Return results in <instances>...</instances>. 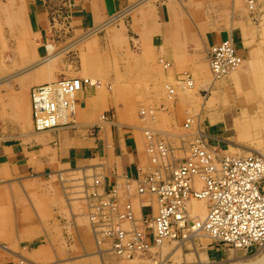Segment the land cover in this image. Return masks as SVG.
Returning <instances> with one entry per match:
<instances>
[{
	"label": "crops",
	"instance_id": "1",
	"mask_svg": "<svg viewBox=\"0 0 264 264\" xmlns=\"http://www.w3.org/2000/svg\"><path fill=\"white\" fill-rule=\"evenodd\" d=\"M70 1L73 6L71 26L74 35L94 30L106 20H112L110 24L99 31L94 42L100 43L102 49L108 48L111 51L120 52V55L117 56L123 58L122 65L127 74L132 72L147 76L148 83L144 87L147 95L140 100L141 102L137 101L138 104L167 105L163 95L165 82L176 78L182 70L194 71L198 63L204 61L209 47L218 43L219 40L231 36L234 43L236 42L234 45L238 55L248 56V47L244 45L240 27L229 28L224 22L225 20L217 15L215 18L212 14L213 11L225 9L228 6V0ZM15 2L14 9L11 7L8 9L5 0H0V27L4 29L9 25L6 21L10 18L12 11L18 18V22H15L17 27L13 32L8 33L6 29L0 32V102L3 103H0V192L7 191L6 194H8L9 191H12L16 203L30 200L36 215L35 219L32 217L28 226L31 228L41 227L39 232L36 230L32 233L35 239L33 244L36 245V248L44 246L43 248L48 252L47 255L51 253L52 257L58 260L50 264H69L68 261L72 258L70 253L72 249L80 250L83 254L82 257L99 255V252L95 251V242L85 218L65 202L63 192L60 191V184L52 174L56 175L58 172L68 174L73 169L83 172L95 169V173H101L104 176L103 187L105 190L119 188L120 209L124 210V205L132 201L131 195L136 194L137 191L135 187L127 188L124 182L119 181L123 176L138 178L144 166H147L149 159L145 153L140 133L138 134L135 128L129 124L126 125L131 120L123 119L124 115L119 113L123 106L122 103L117 102L112 94L97 93V90H92L93 92H88V94L82 93L79 96L80 112L77 120L97 121L92 125L93 127L79 126L74 129H63L55 135L47 132L36 135L37 132L34 130L31 117L30 91L33 86L45 83L46 80L42 79L44 76L39 77L40 74H37V70L25 75H21V71L27 64L43 56L42 45L49 40L51 35L49 32L50 13L46 0H15ZM211 10L212 12H209ZM201 12H205L204 16L198 18ZM21 20L24 21V28H22ZM197 43L200 47L197 46ZM20 44H25L32 52L23 54ZM62 61V65H58L59 71L66 67L64 64L68 63L66 60ZM166 63H168L167 67ZM59 71L55 72L57 76L60 74ZM179 103H173L172 109L166 110H169L167 113L169 118L166 116L168 119L182 122L181 116L187 114L188 111L185 105ZM179 107L184 112H178ZM85 112L87 116L84 115ZM226 112L227 110L220 112V107H217L209 114L208 109L205 114V123L209 124L210 122L212 125L222 121L226 126L232 127L235 116L228 117ZM100 120L102 123H99ZM103 122L105 123L103 124ZM208 135H210L208 140L211 138L213 143L221 144L225 141L218 130ZM1 136L4 137L3 140ZM55 170L58 172L56 173ZM39 177L41 178L39 179ZM50 183V187L46 186ZM60 192L61 194H59ZM146 197L143 195L141 200ZM34 199H37L36 206L33 205ZM1 201L2 199H0ZM43 202L47 206H44L45 209L41 212L37 211L35 207L37 208ZM49 206L50 208H48ZM139 210L145 214L150 212V207L141 206ZM18 212L13 213V217L19 218ZM67 215L70 216L67 217ZM37 233L44 236L37 237Z\"/></svg>",
	"mask_w": 264,
	"mask_h": 264
},
{
	"label": "bare ground",
	"instance_id": "2",
	"mask_svg": "<svg viewBox=\"0 0 264 264\" xmlns=\"http://www.w3.org/2000/svg\"><path fill=\"white\" fill-rule=\"evenodd\" d=\"M46 1L48 2V7H49L48 12L50 13L49 15H50V23L51 24H50L49 32L51 35L49 37V40L46 43H44V45H42V46H45L47 53L43 54V56L40 57L39 59H36L33 62H30L29 64H27L25 67L22 68V71H21L22 72L21 75H25V74H29L30 72H32L34 70H37V72H38L37 74L38 75L40 74L39 77L44 76L42 79L46 80L45 83L33 86L31 88V91H30V102H31V109H32V116L31 117L33 118L34 130H35V132H37L36 135H38L39 133H46V132L55 135L58 131H61L63 129H68V128L74 129V127H79V126H89L90 127L94 123H97V121H95V122L94 121H89V122L88 121L87 122L86 121H77V116L80 112L79 96L82 93L88 94V92H93L92 90H95V91L97 90L96 91L97 93L102 92L100 87L103 84L100 79L91 78L89 75V74H94V73H97V75L99 74L100 76L102 75L99 70L92 68V65L96 62V59H94L93 57H91L89 60L91 62V65L87 66L84 69V71L81 67H79L80 69H75L76 71L74 70V72L70 71L71 73H69V75H63L62 74V72L64 71L63 69H62L63 71L61 70L62 72L59 71V72H61V75L59 74L57 76L55 74L54 67H53V65H51V63L54 64L56 59L61 55V53L65 49L64 48L60 49V50L58 49V51H57V49L55 48L56 46L54 44H52V42L54 41L53 40V37H54L53 32L56 33L57 31L59 32V30H60V32L63 34H62V36H60V35L59 36L62 38L61 40H64V38H66V35H64V33L67 34L65 27L68 29L72 28L71 21H69V19H67V18H69V15L64 17L65 6L67 5L66 9H68V11H69L68 5L70 3V0H46ZM213 3H215V2H213ZM243 5H244L246 11L250 12V15L252 14V16H253V18H252L253 22L251 25L249 23L250 21L248 22V21H246V19H241V16H239V15H238L237 19L233 16L231 18L228 17L229 11L233 10V8L234 9L237 8L236 7V0H228V6L225 9L219 8L221 10H216V8H215L216 12L213 11L212 14L215 18H217L216 17V15H217V16H220L223 20H225L224 22H226V25H228L229 28L232 26H239L240 27L241 32L243 34L244 45L248 47V49H247L248 56L241 57L238 55L236 47L234 45L236 42L234 43L231 36H229L223 40H219L218 43H215L211 46L209 44L210 47L206 51L205 59H203L204 61L200 64L198 63V65L196 66V69L194 71L182 70L176 78H174L172 80L170 79L169 81L167 80L168 82L167 81L165 82V84L163 85V95H164L165 103L167 105L150 106V105H146L145 103L138 104L139 102H137V101L142 100L147 95L146 94L147 91L144 90V87L148 83L147 82V76H142V75H138V74H134V76H135L134 83L136 84L137 89L139 91L143 92L142 96H140V93H136V94L132 95L131 94L132 89L130 87H127V86L124 88L123 87H121L119 89L117 88L116 91L113 93L112 92L107 93V94H112L113 95L112 97H115V99H117V102L119 100L122 101V102L121 101L120 102L122 103V105L125 106L124 107L125 109H121L119 111V113H121V115H125L131 121L134 119L133 124L134 123L135 124L134 125L129 124V126H132L133 128H135V130L138 132V134L140 133V135L142 137L141 140H142V142H144L143 143L144 149L146 148L145 153L147 154V156H148L147 158L149 159V162L147 160V162H148L147 166L146 167L144 166V168H143V170L140 173L138 178H131L128 176H123L121 181H119V182H124V184L127 188L135 187L136 191H137L136 194L131 195L132 201L128 202L124 205L125 206L124 210L120 209L121 202H120V197H119L120 195L118 192L119 188H114L112 191L111 190L110 191L105 190L103 187L104 176L101 173L100 174L95 173L96 172L95 169H93L92 171H90L91 170L90 169L88 172H83L82 170L77 171V170L73 169L70 173L68 172V174L67 173L64 174V172H58V171H57L58 172L57 173L55 170V172L57 174L56 175H55V173L52 174L53 177H56L57 181L60 184V187L61 188L63 187V189H65L66 195L64 194L63 189L60 190L63 192L64 200L66 198L65 202H67V204H69L70 208L74 207L76 212L80 216L85 218L86 223L90 229L91 235L94 238L96 245H97V248H99L100 251H101V248H104L106 246L104 249L106 251H108L113 256L116 255L118 257H121L122 259L123 258L124 259H130L132 257L133 258L136 257V259H137V257L142 256V255L146 254L147 252H150L153 248H155V249L157 247L158 248H165L168 241H169V243H170V241H172L171 243H173V242L176 243L177 246H182V245L189 243V242L194 244L195 241L202 240V238H207V239L211 240L212 241L211 244L217 243V244L222 245L223 247H224V245L230 246V247H233V249H235V250L240 249V248L248 250L253 245H258L260 248H264V239L259 241L257 244H249V245H242V246H234L230 243L218 242L211 235L212 233L210 231L208 232L202 227H200L194 231H190L191 233H189V234H187L189 231H180L179 235H181L182 233L185 232V235L187 234L186 238H180V236L176 237V238H170V237L158 238V237H156V235L154 233H151V231L147 229V225H149V222H147V220H148L147 216L148 215L156 216L157 211H158L157 197H156L155 193L153 194V192H151L150 190L147 189V185H146L147 180L145 179V176H147V174L149 172H152V173L155 172V174L153 176L154 181H158L159 179H164L167 181V180L171 179V177H172L174 171L176 170L178 164L181 161H183L184 159H186L188 157L190 158L194 149L199 148V146L209 147V149H211V150H209V153L213 154V160L216 163H218L219 159H221V158H234V157L246 158V157H250V156H260L264 159V134H263V131H264V36L259 34V33L264 32V20H262V18H264L263 17L264 16V0H243ZM61 10H62V12H61ZM209 12H212V10ZM69 13H71V12H69ZM204 13L205 12H201L198 15V18L203 17ZM62 15H63V17H62ZM254 15H256V17H254ZM187 16H189V15H187ZM57 17L61 18L60 22H62L60 25H57L58 27L55 25V24H57V22H56ZM195 19H197V18H195ZM258 20H259V23L261 22V24H262V26L259 28H258V26H256L254 24V21L258 22ZM12 21H13V18H12ZM111 21L112 20H110V19L106 20L98 28L91 30V31H88L87 33L85 32L86 35L84 33L79 34L76 37V41L72 45H78V44L83 43V41H86L87 39H89L91 36H93V34L99 33V31H101L103 28H105V26L110 24ZM224 27H226V26H224ZM69 31L67 30V32H69ZM8 33H9V30H8ZM70 35H74V32H73V34H70ZM76 35L77 34H75V36ZM119 36H120V34H119ZM199 44L197 45L198 47H200ZM231 46L234 48V50L237 53L235 56H232V60H233L232 64H227L225 66H223L222 64H217V65H214V63L212 64L211 54L213 51L216 53V55H218L219 54L218 49L220 47H222L221 52H223L224 54H229V52L231 50V48H230ZM20 49L22 50L21 52L23 54H26V53L28 54V53L32 52L30 49H28V47L25 46V44H20ZM79 59L83 61L85 59L84 55L79 56ZM79 59H77V60H79ZM218 59H220V58H218ZM198 60H200V59H198ZM165 66L167 67L168 63H166ZM190 69H192V68H190ZM203 73L204 74L210 73L211 78H212L211 83H209V80H210L209 78L204 79L202 77H201V79L199 78V81H198L199 84H197V82H195V80H196L195 77L199 76L200 74H203ZM19 74H20V72H19ZM65 74H66V72H65ZM10 76H12V75H10ZM91 76H93V75H91ZM6 78H4V79H6ZM10 79L11 78H9V80ZM12 79H13V77H12ZM17 79H20V78L17 77ZM51 79H53V80H51ZM23 80H24V78H23ZM229 80L232 81V85L228 84ZM63 81H72V82L77 81L78 88L76 90H73V91H66L61 86V82H63ZM217 81H218V83H217ZM221 81H223V82H221ZM40 82L41 81L39 80V83ZM39 86H45V89H46L45 94L46 95L51 90L52 95H53V99H52V101H48L49 105L47 103H44V107L46 110H41L39 108L37 109V111H36L37 115L42 116L44 119H42L40 121L39 119H41V117H38V119L35 122V111L33 110V105H32V90L36 87H39ZM228 86H230V87H228ZM226 87H228V88H226ZM197 88H200L201 89L200 91H203V93H201V96L204 100V102L201 105V109H200L199 113H196L193 110V108L191 107V105H193V104L187 106V103H188L187 101L189 100V99H187L189 97V95H188L189 91L191 92V90H194ZM123 90L125 91V93L123 92ZM213 91L218 92L216 99H210L211 98V92H213ZM99 98L101 99L100 95H99ZM88 99H89V97H88ZM203 100H201V101H203ZM98 101H99V99H98ZM101 101H100V104H101ZM175 102H180L179 104L186 106L188 113L185 115L183 114L181 116L182 121L184 119V116L186 117L184 124H182V122H180V121L177 122L171 118L168 119L169 117H168L167 113L170 110V108L172 109L171 105H173V103H175ZM102 103H103V101H102ZM105 103H106V101H105ZM1 104H3V103H1ZM4 104H5V102H4ZM249 104H253V109L250 112L247 109ZM137 106H141V108L138 112L136 111ZM234 106L238 107V109L240 110V115L235 117L236 120L234 118L233 129L235 130V132L237 133L239 138H242L243 135H246L249 138L252 137L253 139H255L257 142V148L259 147L258 149H260V151L255 152V153H250V154H244V155H240V156H239V154H236L237 156L236 155L234 156V155L226 154V152L229 150V148H231V149L233 148L232 144L230 145L228 143L229 146L227 147V149H223L222 147L219 148L217 146L216 147L210 146L209 143L207 142L209 135L206 132V129L203 128V126L205 124L202 125V122H205L204 119H205V114H206L207 110L209 109V114H211L212 111L215 110L217 107H220V112H222V111H226V110L228 111V109L230 110ZM126 109L128 111H125ZM167 109H169V110L166 111ZM101 110H103V109H101ZM115 110H117V109L115 108ZM177 111L178 112H184L183 109H181L180 107L178 108ZM22 112H24V111H22ZM77 112H78V114H77ZM129 112H131L133 114L129 115ZM94 113H96V112H94ZM134 113H136V116H134ZM1 114H2V112H1ZM9 114H11V113H9ZM21 114H24V113H21ZM84 115H86V112ZM159 116H160V118H159ZM82 117H84V116H82ZM212 120H213V118H212ZM131 121H129V122H131ZM136 122H138V124H140V125H136ZM249 122L251 124H249ZM10 123H12V122H10ZM36 123H37V125H36ZM99 123H102L101 120L99 121ZM104 123L105 122H103V124ZM126 125H128V123ZM19 128H21V127H19ZM142 131L144 132V134ZM35 132L33 133L34 135H35ZM24 133L26 135V132H24ZM41 135H43V134H41ZM6 137H8V136H6ZM19 137H20V135H19ZM31 137H33V135ZM13 138H14V136H13ZM3 139H4V137H2V140ZM49 140H52V139H49ZM185 140H189L187 142V145L185 144L186 142H184ZM143 152H144V150H143ZM181 152L184 153V155L182 157H180ZM66 171H68V170H66ZM191 176L192 177H191L190 185L192 186L193 190L197 191V192L201 191L203 189V187L205 186L203 184L204 180L202 178V175L194 174ZM42 177H43V174H42ZM40 178L41 177H39V179ZM9 180H10V178H9ZM13 180H15V179H13ZM118 180H119V178H118ZM53 181H54V178H53ZM17 182H18V180H17ZM51 183H50V185L48 184L46 186L50 187ZM37 185H38V183H37ZM20 187H22V186H20ZM38 187H39V185H38ZM42 188H43V186H42ZM51 188H49V189H51ZM43 191H46V190H43ZM9 192L12 195V191H9ZM0 193L2 194L1 196L4 197L5 191L0 192ZM23 193H25V192H23ZM17 194L19 195V193H17ZM59 194H61V192ZM76 194H79V196H80V199L78 198L79 200H77L76 198L74 199V198L70 197L73 195L76 196ZM143 195H146L147 197L144 200H141V197ZM58 196H60V195H58ZM43 198H44V196H43ZM55 198H57V197H55ZM0 199H2L0 204H2L3 201L5 202L4 198H0ZM11 199L14 200V198H11ZM28 202H29V200H28ZM71 202H75V203L73 205H71ZM201 202H203V204H199ZM147 205L151 206L150 212L145 213V214L141 213V210H139V208H141V206L147 207ZM183 205H185L186 213H188L189 219L194 220V223L196 224L198 222L202 223L206 219V217L208 216V212H210L209 208H210L211 203H210V199L207 200L204 197L192 196L191 198L185 200L183 202ZM56 206H58V205H56ZM126 206L130 207V211L132 213V218L130 219L131 221L130 220H121V213L125 211ZM48 208H50V206ZM60 208L62 209L61 206H60ZM49 210H48V212H49ZM73 210H71V211H73ZM62 212H64V211L62 210ZM68 216H70V215H67V217ZM74 219H76V218L74 217ZM151 223H153V222H151ZM151 223H150V225H151ZM122 229L125 231H128V233L121 232L120 230H122ZM138 230L142 231L145 234V236L147 235L146 238L147 237L149 238L148 243L146 242V244H147L146 250L141 251V252H138L139 250H134V251L128 252V249H129L128 245H131L130 243L132 241V240H130V241L125 243L127 248H124V252L116 251L117 249L115 247V245H116L115 239L117 236L121 235L122 239L124 238V236L126 239H129L132 237V233L138 232ZM161 251H162V249L160 250V252ZM126 254H129L130 256H126ZM263 256L261 255L262 261L264 258ZM257 259L259 261V258H257ZM20 260H21V262H18L19 264H26V262H27V261H25L24 258H21ZM255 261H257V260H255ZM255 261H254V263H255ZM122 264H124V263H122ZM154 264H155V262H154Z\"/></svg>",
	"mask_w": 264,
	"mask_h": 264
},
{
	"label": "rangeland",
	"instance_id": "3",
	"mask_svg": "<svg viewBox=\"0 0 264 264\" xmlns=\"http://www.w3.org/2000/svg\"><path fill=\"white\" fill-rule=\"evenodd\" d=\"M15 3H16L15 0H5V5H6V8H8V9H10V7L14 9ZM66 6H65V11H64V17L69 15V18H67V19H69V21H71L72 15L69 12H71L72 8H73L72 2L70 1L69 5H68L69 11H68V9H66L67 8ZM236 7H237L236 9L233 8V10L229 11L228 17L231 18L233 16L237 19L238 15H239V16H241V19H246V21H248V22L250 21L249 23L251 25L253 22V20H252L253 16H252V14L250 15V12L246 11V9L243 5V0H236ZM61 12H62V10H61ZM62 17H63V15H62ZM254 17H256V15H254ZM12 18H13V21H12ZM262 20H264V18H262ZM60 21H61V18L57 17V20H56L57 24H55V25L56 26L60 25L62 23ZM15 22H18V18H16L14 16V12L12 11L10 14V18L7 20V24H9V25L11 24V25L6 26L4 29H6L7 31L9 30V32H13V30L16 29V27H17ZM22 22H23L22 28H24L25 27L24 21H22ZM254 24L256 26H258V28L262 26L261 22L259 23V20H258V22L254 21ZM4 29L0 27V32L4 31ZM65 30H66L67 34L64 33V35H66V38H64V40H61L62 38L60 36H62L63 33H61L60 30H59V32L58 31L56 32L57 34L53 32V36H54L53 40L54 41L52 42V44H54L56 46L55 48L57 49V51H58V49L59 50L63 49V48L65 49L61 53V55L56 59V61L55 62L53 61L54 64L51 63V65H53V67H54L55 72L59 71L58 65H60V64L62 65V60H66L68 62V63L64 64V66H66L63 69L64 71L62 70L63 71L62 72L60 70L63 75H69V73H71L72 71L74 72L75 69H80L79 67H81L84 71V69L87 66L91 65V62L89 60L91 57H93L94 59H96V62L92 65V68L99 70L102 74L101 75L102 77L99 74L97 75V73L89 74V75L91 78L100 79L102 81L103 84L100 87L102 92H104V93L112 92L113 93L116 91L117 88L119 89L121 87L124 88L127 86V87H130L132 89L131 90L132 95H134L136 93H140V96L143 95V92L139 91L136 87V84L134 83V79H135L134 74L132 72L127 74V72L125 71V68L122 65L124 63L123 58L121 59V57L117 56V55H120V52L111 51L108 48L102 49V45L100 43L94 42L96 37H97V34H99V33L93 34V36H91L86 41H83V43H81V44L72 45L76 41V37L79 34H77L76 36L70 35V34H73L72 28L68 29L65 27ZM67 30L68 31L70 30V31L67 32ZM86 33H84V34L86 35ZM259 34L264 36V32L259 33ZM42 48H43L44 54H46L47 52H46L45 46H43ZM78 55L79 56L84 55L85 59L83 61L80 60ZM77 59H79V60H77ZM61 72H60V74H61ZM65 72H66V74H65ZM91 75H93V76H91ZM201 77L204 79L209 78L210 79L209 83H211V81H212L210 73L209 74L203 73V74H200L199 76L195 77V79H196L195 82H197V84H199L198 81H199V78L201 79ZM53 79H51V80H53ZM221 82H223V81H221ZM217 83H218V81H217ZM228 84L232 85V81L229 80ZM228 87H230V86H228ZM228 87H226V88H228ZM200 90H201L200 88H197V89L191 90V92L189 91V94H188L189 97L187 98V99H189L187 101L188 102L187 106L193 104V105H191V107L193 108V110L196 113H199V111L201 109V105L204 102V100L201 96V93H203V91H200ZM123 92L125 93L124 90H123ZM217 93H218L217 91L211 92V98L210 99H216ZM201 100H203V101H201ZM120 101L121 100H119V102ZM122 107H121V109H125L124 105ZM140 108H141V106H137L136 111L138 112L140 110ZM247 109L250 112L253 109V104H249ZM125 111H128V110L126 109ZM226 113H228V117H232V115H234L236 117V116L240 115V110L238 109L237 106H234L230 110L228 109V111ZM77 114H78V112H77ZM132 114L133 113L129 112V115H132ZM134 116H136V113H134ZM126 118L127 117L124 115L123 119H126ZM185 119H186V117L184 116L182 124H184ZM235 120H236V118H235ZM133 122L134 121L128 122V124L134 125L135 123L133 124ZM216 123L211 125L210 122H209V124L202 122V125L206 124L203 126V128L206 129V132L208 134L213 133V131L218 130V131H220L221 135L223 136L222 139L225 140L221 144H217V143H213L211 138L209 140L207 139V142L209 143V145L211 144L210 146H215V147L217 146L219 148H220V146H222L223 149H227L229 144L230 145L232 144L233 148L232 149L229 148V150L226 152V154L234 155V156L236 154H239V156H240V155L250 154V153H255V152L260 151V149H258L259 147L257 148L256 140L253 139L252 137L249 138L246 135H243L242 138L238 137L237 133L233 129L234 124L232 125V127H229V126H226V124L222 121L221 122L218 121ZM249 124H251V123L249 122ZM136 125H140V124H138V122H136ZM143 134H144V132H143ZM263 134H264V131H263ZM188 141L189 140L184 141V142H186L185 143L186 145H187ZM183 155H184V153L181 152L180 157H182ZM150 174H153V173L149 172L147 175H150ZM62 189H63V187L61 188V190ZM63 190H64V194L66 195L65 189H63ZM0 195H2V194L0 193ZM76 196L73 195L70 197L74 198V199L76 198L77 200H79L80 199L79 194H76ZM0 198H4L5 202H6L5 203L3 201V203L0 204V264H19L18 262H21V260H20L21 258H24L25 261H27L26 264H50V263L57 262L58 260L56 258L52 257L53 254L50 253L47 255L48 252L45 248H43L44 246H42V248H36L35 247L36 245L33 244V243H35V241H34L35 239H34V235L32 233L36 232V230H37V232H39L41 230V227L36 226V227L31 228L30 226H28L29 223L31 222L32 217H33V219H35V215H36V212L33 211V207L31 205L30 200L27 199L26 200L27 202L24 201V202L16 203L13 199H11L14 197H13V195L10 194V192H8V194H6V192H5L4 197L1 196ZM28 200H29V202H28ZM36 201H37V199L33 200L34 206H36V204H37ZM65 201H66V198H65ZM74 203L75 202H71V205H73ZM199 204H203V202H201ZM44 206H47V205L43 202L41 205L37 206V208L35 207V209H37V211L41 212L43 209H45ZM20 210H22V211L20 212ZM17 212H18L17 215L19 216V218L13 217V213L16 214ZM18 229L21 230L22 232H20ZM42 236H44V235L37 233V237L42 238ZM93 240H94V238H93ZM94 242H95V240H94ZM171 242L172 241H170V243H169V241H168L165 248H158V247L156 249L153 248L150 252H147L146 254L137 257V259H136V257H134V258L132 257L130 259H124V258L122 259L121 257H118L116 255L113 256L108 251H106L104 249L106 246L104 248H101V251H100V249L97 248V245L95 242V247H96L95 251H98L99 255L98 254L95 256L94 255H90V256L87 255L86 257H82L81 255H83V254L80 250L72 249L70 251V253L72 254V258L68 261V263L69 264H122V263H124V264L125 263L126 264H130V263L131 264H152L153 263L154 264V262H155V264H264V258H263V261L261 260L262 259L261 255L262 256L264 255V248H260L258 245H253L248 250L241 249V248L235 250V249H233V247H230V246L224 245V247H223L222 245L217 244V243L211 244L212 241L207 239V238H202V240H197V241H195L194 244L189 242V243H186L182 246H177L176 243H174V242L171 243ZM71 247L73 248V246H71ZM161 249H162V251L160 252ZM257 258H259V261ZM255 260H257L258 262ZM254 261H255V263H254Z\"/></svg>",
	"mask_w": 264,
	"mask_h": 264
},
{
	"label": "built area",
	"instance_id": "4",
	"mask_svg": "<svg viewBox=\"0 0 264 264\" xmlns=\"http://www.w3.org/2000/svg\"><path fill=\"white\" fill-rule=\"evenodd\" d=\"M230 48L229 54L221 52L222 47L218 49V55L213 51L212 64L223 66L232 64V56L237 53L232 46ZM61 86L66 91L78 88L77 81H63ZM45 90V86L32 90L35 122L38 117H41L40 121L44 119L37 115V109L46 110L44 103L48 104V101L53 99L52 91L50 90L46 95ZM209 150L211 149L207 146L195 148L191 157L181 161L171 179L167 181L164 179L154 181L155 172L145 176L147 189L155 193L158 200L156 216H147L149 222L147 229L158 238L179 236L186 238L190 231L202 227L210 231L218 242L230 243L234 246L257 244L264 239V159L260 156L221 158L216 163ZM194 174L202 175L204 180L205 186L198 192L190 185L191 175ZM192 196L210 199V212L202 223L195 224L194 220H190L183 205V202ZM147 207L151 206L147 205ZM131 218L130 207L126 206L125 211L121 213V220ZM120 231L128 233L123 229ZM180 231L189 232L186 235L185 232L179 235ZM148 239L139 230L132 233L129 239L125 236L122 239L119 235L115 239L117 249L115 250L124 252V248H127L125 243L132 240L131 245H128V252L134 250L141 252L147 249ZM126 256L130 255L126 254Z\"/></svg>",
	"mask_w": 264,
	"mask_h": 264
}]
</instances>
